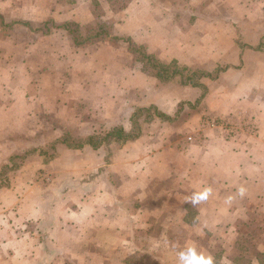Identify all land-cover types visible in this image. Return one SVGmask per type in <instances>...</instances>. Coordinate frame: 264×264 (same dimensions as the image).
I'll return each instance as SVG.
<instances>
[{
    "label": "crops",
    "instance_id": "1",
    "mask_svg": "<svg viewBox=\"0 0 264 264\" xmlns=\"http://www.w3.org/2000/svg\"><path fill=\"white\" fill-rule=\"evenodd\" d=\"M30 1L0 0V264H179L178 254L190 246L215 264H259L264 13L244 21L231 40L212 27L232 31L241 22L203 19L206 3L198 6L201 15L183 5L172 21L176 5L132 0L114 12L105 36L78 43L61 25L93 33L86 29L92 19L86 3L60 8L55 0ZM47 23L57 30L41 31L38 25ZM167 24L186 34L166 41L161 26ZM204 44L213 45L209 66L192 65ZM168 46L174 55H166ZM138 51L202 75L200 84L179 76L160 81ZM148 107V117H134ZM234 107L247 111L228 117ZM211 118L237 127L227 132L207 123ZM118 125H138L139 134L120 144L73 147ZM206 188L208 198L193 205L192 196ZM231 236L243 241V255ZM220 239L227 244L215 251Z\"/></svg>",
    "mask_w": 264,
    "mask_h": 264
},
{
    "label": "rangeland",
    "instance_id": "2",
    "mask_svg": "<svg viewBox=\"0 0 264 264\" xmlns=\"http://www.w3.org/2000/svg\"><path fill=\"white\" fill-rule=\"evenodd\" d=\"M49 1L50 0H45V1L44 0H31L30 3H34L38 6H42L43 3H45V2L47 3ZM131 1L132 0H113V1H107V0H55V2L57 3L56 5H59L60 8H67V7H69L68 4L71 5L73 2L86 3L88 10L91 12L90 17L92 18L86 24V29L88 31H92V32H94L93 31L94 29L96 30L98 28H103V27L108 28V25H110L115 20L114 12L116 13V12L125 11L126 7L128 6V4ZM160 1L161 2L165 1L167 5H169V4L176 5V7L174 9L175 15H172V17H171L172 21H175L178 19V14H179L180 9L183 5L191 4L194 7L192 9L193 13L201 15L202 13H204V11H202L200 8H198V6H200V5L202 6V4H205V3H206V10H205L206 15L200 16L203 19H209V18L210 19H214V18L216 19L219 15H224L225 17H228L226 19H230V21H232V22L234 21L235 23H237L240 21L241 25L232 28V31H231V29L229 31L228 29L222 28V27L218 28L220 24L216 25L215 27H212V29H215V34H217L216 29H218L222 35H229V37L231 36L230 37L231 40L235 37V36H233L234 33L240 32V34H241V32H243L242 30L245 29L244 21L248 22V23L257 22V21H259L258 15L264 13L261 10V7L264 4V0H172V1L156 0V2H160ZM146 2H148V0H146ZM151 2H152V0H149V3H151ZM239 4L244 5L246 7H244V9H242V8H240ZM72 5H74V4H72ZM110 11H113V13ZM36 12L38 13L39 10H36ZM59 17H61V15H60V13H57L56 18H59ZM192 17H194V19L196 18V16H192ZM216 20H218V19H216ZM196 23H198V20L196 21ZM194 25H198V24H194ZM209 25L210 24H208V26L204 29L203 32H200V36L208 34L209 27H210ZM38 27L41 28V31L43 30V28H46V27H48L49 30L50 29H52V30L56 29L54 24H52V23H47L45 25L44 24L38 25ZM243 27H244V29H243ZM152 29L155 30L154 28H152ZM161 29L164 33V38L166 41L174 40V39L178 40L186 34V31L181 32L180 29L179 30L176 29V31H174L171 27L168 26V24L166 25V28L164 27V25H162ZM250 31H252V32L249 35L252 37L254 32H253V30H248V32H250ZM175 32H176V35H175ZM23 33L25 34L24 31H23ZM156 35H157V32H154L151 30L150 37L152 40L155 39ZM209 35L206 37H209ZM249 35L247 36V39H249L250 42H254L253 39H251V37ZM218 36H220V35H218ZM206 37H202L200 39L202 41H204L206 39ZM229 37L224 36L223 39L226 40ZM220 40H222V39H220ZM129 44H130V42H129ZM205 45H207V49H206ZM158 46L165 48L166 44H163L161 42V44ZM219 46H222V45H219ZM212 49H213V45H208V44H204L203 51H201L202 48L200 47V49L197 51L194 58L192 57L193 58L192 65L198 64V66H200V67H208L210 61L205 60V57L209 55V52H210V50L212 51ZM216 49H217V51L221 52L220 49H218V48H216ZM165 51H166V55H174V53H176L175 49L174 48L171 49L169 46L167 47L166 50H164V52ZM206 53H207V55H206ZM219 54H217L215 57H218ZM232 55H234V53H232ZM182 61H184V63L188 65L191 63L192 60H191V58H185V59L183 58ZM202 79H205L204 82L208 79H211V81H214V79L210 78V77H203ZM215 80H217L216 82H220L218 79V76L215 78ZM24 82H26V81H24ZM244 111H247V110L243 109V111H242V110H238L237 107H234V108H232V110L230 112L227 113V116L228 117H238V114L244 115L245 114ZM110 115L111 114H108V116H110ZM117 115L118 116H123V115L127 116V110H124V112H121V110H120ZM113 116H115V114ZM212 116L221 117L218 115H212ZM106 125H107V122H104L101 125H98L97 126L98 128L96 129V131H102ZM231 237L232 238L228 242H230V244H232V247L233 246H236L238 248L240 247L239 248L240 249L239 254L243 255L244 254V251H243L244 247L240 246V242H242L241 245H244L243 241H240L239 239H237L234 236H231ZM215 239H217V237ZM260 239L262 241H264V236H261ZM248 242H254V240H248ZM216 243H218V244L215 246V251L218 249V247H219V245H221V243H222V245L227 244L225 239L216 240ZM250 253L251 254H248L249 257L255 256V254L252 250L250 251Z\"/></svg>",
    "mask_w": 264,
    "mask_h": 264
},
{
    "label": "trees",
    "instance_id": "3",
    "mask_svg": "<svg viewBox=\"0 0 264 264\" xmlns=\"http://www.w3.org/2000/svg\"><path fill=\"white\" fill-rule=\"evenodd\" d=\"M107 1H113V0H107ZM61 26L68 29L70 34L74 37L75 42H78V43L79 42L82 43V41H88V40H92V39L99 38V37L106 35L105 29H102V28L99 29L98 31L94 30L93 33H88V34L84 33L85 36H83L77 24L67 23ZM139 54L141 56L140 59L142 61L148 64V66H151L152 68H154L156 77L160 81H169L173 79L175 76L177 77L179 76L182 79L181 82L183 83L187 82V83H190L191 85L200 84V78L202 77V75L200 74H197L195 72H191V73L187 72V74L186 73L183 74L181 72L184 71L185 69H179L172 62L163 63V62H160L158 59H156L154 55H142L141 53ZM151 110H152V107L140 108L136 110L134 117L140 116L143 113H144V117H148V111H151ZM156 114L159 117H165V115L162 114L161 112H158ZM139 131L140 130H139L138 125H135L132 129H129V130H126L122 126L118 125V126H114L109 131H107L104 136H88L86 140H84L83 142H79V143L77 141H74L73 147L78 148L82 145L88 144L92 146L93 148H97L101 146L102 144H107L110 142H115V143L120 144V143H124L128 140L135 138L139 134ZM62 140L65 143V138ZM13 168L14 167L12 165L10 166L8 170H12ZM258 262L259 264H264V254L258 255Z\"/></svg>",
    "mask_w": 264,
    "mask_h": 264
},
{
    "label": "clouds",
    "instance_id": "4",
    "mask_svg": "<svg viewBox=\"0 0 264 264\" xmlns=\"http://www.w3.org/2000/svg\"><path fill=\"white\" fill-rule=\"evenodd\" d=\"M241 195L243 194V189L240 190ZM211 194V189L206 188L202 192L196 193L191 198V203L193 205L201 203L206 200ZM179 264H215L214 257L211 255H205L203 253H198L195 247H187L184 251L179 254Z\"/></svg>",
    "mask_w": 264,
    "mask_h": 264
},
{
    "label": "built area",
    "instance_id": "5",
    "mask_svg": "<svg viewBox=\"0 0 264 264\" xmlns=\"http://www.w3.org/2000/svg\"><path fill=\"white\" fill-rule=\"evenodd\" d=\"M207 123H209L210 125H218L220 127H224L227 129V132H230L237 127V124L233 121H230L229 119L223 122L222 119L211 118V120Z\"/></svg>",
    "mask_w": 264,
    "mask_h": 264
}]
</instances>
